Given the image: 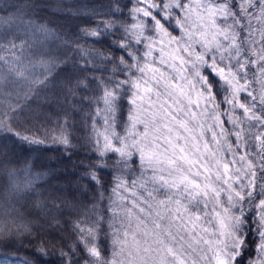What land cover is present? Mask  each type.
I'll return each mask as SVG.
<instances>
[{
    "label": "snow or ice",
    "instance_id": "obj_1",
    "mask_svg": "<svg viewBox=\"0 0 264 264\" xmlns=\"http://www.w3.org/2000/svg\"><path fill=\"white\" fill-rule=\"evenodd\" d=\"M123 8L130 23L81 30L108 41L102 58L114 65L84 98L94 105L88 167L103 171L115 156L123 172L138 156L141 175L130 185L116 177L110 233L100 220L77 224V240L56 255L62 264H264V0H117L113 14ZM27 47L0 35V96L43 83L30 80ZM8 120L0 112V130L13 131ZM69 135L61 129L60 142ZM21 229L31 235L27 225L0 228V243ZM249 233L260 258L245 262ZM37 255H48L43 241Z\"/></svg>",
    "mask_w": 264,
    "mask_h": 264
},
{
    "label": "trees",
    "instance_id": "obj_2",
    "mask_svg": "<svg viewBox=\"0 0 264 264\" xmlns=\"http://www.w3.org/2000/svg\"><path fill=\"white\" fill-rule=\"evenodd\" d=\"M116 3L0 0V35H8L17 44L27 42L25 63L31 61L30 80L43 81L21 82L16 88L8 85L0 96V112L8 113L13 129L0 130V228L15 232L17 225H27L31 232L29 235L21 229L12 237L14 243H0V261L5 264H19L21 260L62 264L56 253L77 240V224L100 220L104 232L110 233L116 177L122 176L130 185L141 175L138 156L133 157L136 163L130 161L123 172L112 167L118 159L115 156L104 158L108 166L103 171L88 167L96 163L88 159L93 148L87 143V125L91 124L88 115L94 105L84 98L99 94L97 83L113 74L114 65L102 58L111 55L108 41L101 37L102 42L96 43L81 30L96 27L101 19L114 21L117 26L130 23L127 8H123V15L113 14ZM128 3L119 0L121 6ZM41 27L46 34L33 31ZM49 62H55L51 73L46 71ZM25 94L27 100L23 99ZM127 99L122 103V123L129 109ZM61 129L70 134L69 145L60 142ZM24 136L28 139H22ZM93 174L97 180L91 179ZM257 239L248 234L245 262L250 257L255 259ZM42 241L46 256L37 255V245Z\"/></svg>",
    "mask_w": 264,
    "mask_h": 264
},
{
    "label": "rangeland",
    "instance_id": "obj_3",
    "mask_svg": "<svg viewBox=\"0 0 264 264\" xmlns=\"http://www.w3.org/2000/svg\"><path fill=\"white\" fill-rule=\"evenodd\" d=\"M179 36V35H178ZM173 47H175L174 45H173ZM166 51H169V50H166ZM159 55V52H157V56ZM138 162H139V157H138ZM139 166H140V162H139ZM142 171V169H141V166H140V172ZM122 195H125V196H127V195H129V193H126V192H122L121 193ZM115 199H117V197H116V195H115ZM260 258V256H259V252H258V249H257V251H256V257H255V259H259Z\"/></svg>",
    "mask_w": 264,
    "mask_h": 264
}]
</instances>
